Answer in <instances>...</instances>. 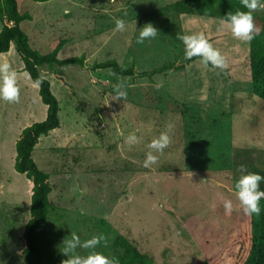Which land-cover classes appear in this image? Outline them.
<instances>
[{"label":"rangeland","instance_id":"374dc122","mask_svg":"<svg viewBox=\"0 0 264 264\" xmlns=\"http://www.w3.org/2000/svg\"><path fill=\"white\" fill-rule=\"evenodd\" d=\"M16 1L20 12L31 14L20 27L40 53L63 40L61 56L83 54L87 63L114 58L123 67L145 70L184 60L174 0ZM114 18L125 20L126 31H113ZM133 22L137 28L151 22L156 38L137 44ZM0 60L17 71L20 88L17 102L0 101V264H23L20 230L29 216L30 192L26 176L13 167L14 143L23 127L44 119L46 106L13 45L0 52ZM38 69L59 106V125L40 136L32 151L51 184L44 231L58 252L56 264H65L61 242L72 232L81 240L103 235L97 250L110 257L113 237L122 235L151 264H201L216 253L245 216L234 195L237 169L244 165L264 175V136L248 141L264 133L252 122L264 127V110L257 108H264V100L251 93L250 83L231 80L199 58L151 79L76 64ZM52 70L64 73L71 88ZM116 83L126 98L112 100ZM162 131L169 132L168 147L151 168L141 167L145 145ZM129 132L140 137L131 147L124 143ZM224 199L233 210L220 216L212 208ZM217 235L223 236L220 242Z\"/></svg>","mask_w":264,"mask_h":264},{"label":"trees","instance_id":"16d2710c","mask_svg":"<svg viewBox=\"0 0 264 264\" xmlns=\"http://www.w3.org/2000/svg\"><path fill=\"white\" fill-rule=\"evenodd\" d=\"M171 6L179 20L181 34L203 33L225 58L226 67L221 71L231 80L249 82L251 93L264 100V15L253 13L258 33L250 42H242L233 38L227 29H220V22L226 12L242 8L240 0H174ZM30 18L29 12L18 10L16 0H0V52L7 51L10 45H13L22 62V70L27 72L32 82L38 76H43L38 69L40 65L53 67L76 64L90 70L109 68L119 75L151 79L154 74L171 68L183 69L186 63L198 58L184 59L179 63L171 61L151 69L135 70L131 65L121 66L114 58L87 63L83 54L61 56L63 40H59L49 52L40 53L30 45L27 34L20 27L22 20ZM51 73L67 89L71 88L64 73L59 70H52ZM37 91L41 102L46 106L45 117L23 127L14 143L13 167L26 176L30 192L29 216L20 230L23 242L20 253L23 264H56L58 252L52 247L44 231V223L50 209L48 193L51 184L48 173L36 165L32 151L40 136L48 134L59 125V106L46 78L37 87ZM259 207V214L243 216L238 220L236 227L227 232L225 239L222 240L223 236L217 235L216 242L222 240L220 249L214 254L205 255L201 264H264V199L260 200ZM212 211L220 216L227 215L223 209V201L216 200ZM203 244L207 242L203 241ZM111 246V257H114L118 264L152 263L149 256L140 252L122 235H115Z\"/></svg>","mask_w":264,"mask_h":264},{"label":"clouds","instance_id":"9594fccd","mask_svg":"<svg viewBox=\"0 0 264 264\" xmlns=\"http://www.w3.org/2000/svg\"><path fill=\"white\" fill-rule=\"evenodd\" d=\"M242 8L235 11L226 12L220 22V29H227L233 38L250 42L254 35L258 33L253 20V13L257 10H264V0H240ZM68 10L65 9V12ZM135 28V22H133ZM126 22L123 18H114V32L126 31ZM135 42L137 44L156 38L158 30L151 22L144 23L137 28ZM178 39L183 46V58L190 60L198 57L199 62L205 67L211 69L223 70L226 67L225 58L218 49L213 47L208 38L201 32H193L187 34H177ZM44 77L38 76L33 81L34 87H39ZM159 85H157L158 87ZM112 100H121L126 98L127 92L120 83L114 86ZM20 88L18 86V73L11 67L7 60H0V101L15 103L19 100ZM140 142L135 132H129L124 137V143L129 147ZM170 143L168 131H162L158 136L153 137L145 147V158L141 162V167L151 168L157 163L158 156ZM239 175L234 182V195L245 215L259 214V202L264 199V190L260 189L261 181H264V175L259 172L247 171L244 165H240L237 169ZM223 209L226 214H230L233 210V203L229 199L223 200ZM104 240L103 235H92L89 238L81 240L80 236L72 232L69 238L62 240V248L60 250L67 258L65 264H118L114 257L105 255L98 251L97 247ZM88 250L84 254H80L78 250Z\"/></svg>","mask_w":264,"mask_h":264},{"label":"crops","instance_id":"0c3cea01","mask_svg":"<svg viewBox=\"0 0 264 264\" xmlns=\"http://www.w3.org/2000/svg\"><path fill=\"white\" fill-rule=\"evenodd\" d=\"M257 108L260 109V110H262V111L264 110V108H262V105H261V104H258ZM244 117H245V118H249V117L246 116V115H244ZM250 121H252V120L250 119ZM252 122L255 124V128L264 129V127L262 126L263 124H259V122H254V121H252ZM263 122H264V121H263ZM254 132H255V129H254ZM261 133H262V132H260V133H259V132H258V133H254V135L251 136V137L249 138L248 141H251V142H252V141H254L255 139H258V140L261 139V140H262V139L264 138V137L262 138V136H264V133H262V134H261ZM261 135H262V136H261ZM258 147H259V146H258ZM260 147L263 148L264 146H261V145H260Z\"/></svg>","mask_w":264,"mask_h":264}]
</instances>
